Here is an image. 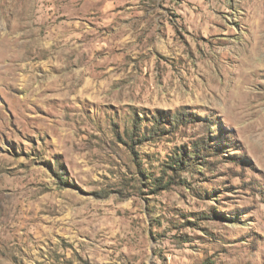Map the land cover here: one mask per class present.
<instances>
[{"label": "rangeland", "instance_id": "374dc122", "mask_svg": "<svg viewBox=\"0 0 264 264\" xmlns=\"http://www.w3.org/2000/svg\"><path fill=\"white\" fill-rule=\"evenodd\" d=\"M0 264H264V0H0Z\"/></svg>", "mask_w": 264, "mask_h": 264}, {"label": "trees", "instance_id": "16d2710c", "mask_svg": "<svg viewBox=\"0 0 264 264\" xmlns=\"http://www.w3.org/2000/svg\"><path fill=\"white\" fill-rule=\"evenodd\" d=\"M177 118L179 119L178 116L174 117V122H179V120L177 121ZM134 127H139L138 123L135 122ZM165 129L160 128L158 126V122L157 120H153V124L151 126V132L154 134H161ZM204 141H200L194 144V146L192 147L191 151L185 152V153H175V155L170 156L169 160L166 162L169 169H171L175 175H179V171L182 168H186L187 166H189L192 162V158H194L195 160L200 157L203 159V153L202 150L205 149L207 150V147L203 148L204 145ZM208 144V143H207ZM179 177V176H177ZM172 179V178H171ZM154 187L155 189L158 188L159 184H161L162 181H160L159 179H155L154 180Z\"/></svg>", "mask_w": 264, "mask_h": 264}]
</instances>
